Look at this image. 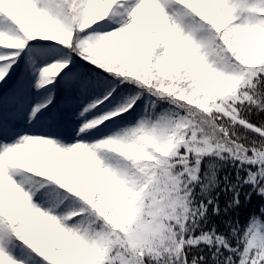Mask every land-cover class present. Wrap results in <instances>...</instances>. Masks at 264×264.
I'll use <instances>...</instances> for the list:
<instances>
[{
  "label": "snow or ice",
  "instance_id": "snow-or-ice-1",
  "mask_svg": "<svg viewBox=\"0 0 264 264\" xmlns=\"http://www.w3.org/2000/svg\"><path fill=\"white\" fill-rule=\"evenodd\" d=\"M0 264H264V0H0Z\"/></svg>",
  "mask_w": 264,
  "mask_h": 264
},
{
  "label": "trees",
  "instance_id": "trees-1",
  "mask_svg": "<svg viewBox=\"0 0 264 264\" xmlns=\"http://www.w3.org/2000/svg\"><path fill=\"white\" fill-rule=\"evenodd\" d=\"M221 175H223V172H221ZM241 200H242V205L238 206L237 211L240 214L239 219H240L241 225H243L246 223L247 219L251 215L253 214L259 215L258 206L260 205V201H259V198L256 197L255 195H253V197L247 202L243 201V197H241ZM254 210H255V213H254Z\"/></svg>",
  "mask_w": 264,
  "mask_h": 264
}]
</instances>
